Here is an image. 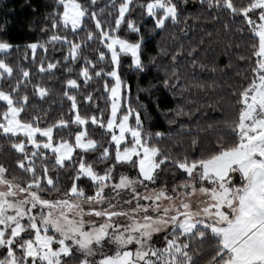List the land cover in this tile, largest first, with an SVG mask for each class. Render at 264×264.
<instances>
[{
    "label": "snow or ice",
    "instance_id": "6c2138e0",
    "mask_svg": "<svg viewBox=\"0 0 264 264\" xmlns=\"http://www.w3.org/2000/svg\"><path fill=\"white\" fill-rule=\"evenodd\" d=\"M50 7L44 38L24 44L22 58L0 24V140L11 155L0 161V264H264V0ZM205 12L229 37L226 67L235 56L245 71L227 111L202 113L205 127L193 131L195 120L177 119L191 111L169 109L176 140L171 128L145 127L129 73L159 72L164 57L166 89L180 88L186 57L193 79L197 68L215 73L197 59L203 38L171 53L157 41L149 55L156 36L181 24L187 35ZM45 76L61 82L66 114H39L33 101L51 95ZM166 139L176 142L162 148Z\"/></svg>",
    "mask_w": 264,
    "mask_h": 264
},
{
    "label": "trees",
    "instance_id": "16d2710c",
    "mask_svg": "<svg viewBox=\"0 0 264 264\" xmlns=\"http://www.w3.org/2000/svg\"><path fill=\"white\" fill-rule=\"evenodd\" d=\"M102 2V0H101ZM51 0H0V24H5L7 27L8 38L13 42L20 44L21 51L16 53L17 58H22L24 55L23 45L36 40H42L43 33L40 29L44 26L45 15L51 11ZM35 10V11H34ZM6 13V15H5ZM195 16V13H193ZM201 19H192L189 21L190 28L185 35L179 30L184 25L181 24L179 28H169L166 32L156 36L149 47V55H156V42L159 41L161 47L165 48L169 53L180 44H183L185 51L192 47H200L198 42L201 38L205 40L203 50L199 51L197 59L207 65L215 66L216 72L195 70V79H193V69L190 66L189 58L182 61L181 73L182 80L180 88L166 89L160 83L164 73L163 69L169 65L164 63L166 57L161 58L159 63L160 71L156 68H151L147 73L137 74L129 73V82L132 85L133 100L139 97V104L143 105L139 110L144 116L145 127H150L153 131L167 132L170 128L173 130L172 135L176 140L181 137L178 133L176 125H169L166 117H172L173 112L169 109L184 108L185 112L191 111V116H183L177 118L188 123L195 120L192 124V129L205 127L207 117L202 115L206 112L208 117L215 116L219 113L222 105L225 111L230 107L231 97L229 95L230 85L235 86L237 77L236 71L244 74V69H238L235 56L232 57V67L228 68L229 57L225 51V43L228 40V35L222 31V24L213 21L205 12ZM236 27L235 25L233 26ZM213 32L212 43H207L208 37L206 32ZM219 32V36L216 33ZM175 37V39H173ZM242 48L246 47L245 41H238ZM33 77L36 78V68L31 69ZM63 69L57 72L59 77ZM74 75V74H73ZM45 84L51 89V95L43 102L34 100L40 115L47 113L48 117L56 118L63 111L67 113V101L63 100L61 91L62 84L56 77H43ZM96 85H94L95 87ZM187 86V90L181 91V88ZM30 91V87H29ZM63 103V108L61 107ZM103 104V100L100 101ZM212 107L208 108L207 105ZM159 105V107H157ZM196 108H200L201 112H197ZM31 111V109H30ZM199 117V119H197ZM205 140L211 137V133L203 134ZM187 141V137H183ZM175 140L166 139L161 142L162 148H171ZM11 155L6 151V142L0 140V161H10Z\"/></svg>",
    "mask_w": 264,
    "mask_h": 264
}]
</instances>
